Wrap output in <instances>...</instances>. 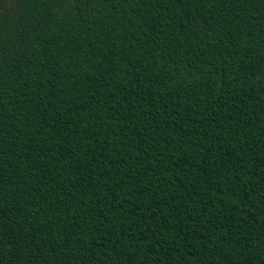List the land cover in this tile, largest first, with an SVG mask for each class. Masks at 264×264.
Segmentation results:
<instances>
[{"label":"trees","instance_id":"1","mask_svg":"<svg viewBox=\"0 0 264 264\" xmlns=\"http://www.w3.org/2000/svg\"><path fill=\"white\" fill-rule=\"evenodd\" d=\"M0 264H264V0L1 14Z\"/></svg>","mask_w":264,"mask_h":264},{"label":"rangeland","instance_id":"2","mask_svg":"<svg viewBox=\"0 0 264 264\" xmlns=\"http://www.w3.org/2000/svg\"><path fill=\"white\" fill-rule=\"evenodd\" d=\"M18 0H0V17L1 14L8 15L13 11Z\"/></svg>","mask_w":264,"mask_h":264}]
</instances>
